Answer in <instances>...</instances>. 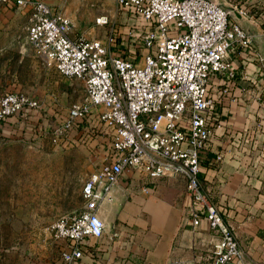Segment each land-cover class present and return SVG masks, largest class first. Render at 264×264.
I'll use <instances>...</instances> for the list:
<instances>
[{
    "label": "built area",
    "instance_id": "built-area-1",
    "mask_svg": "<svg viewBox=\"0 0 264 264\" xmlns=\"http://www.w3.org/2000/svg\"><path fill=\"white\" fill-rule=\"evenodd\" d=\"M115 2L132 19L128 48L116 44L117 25L106 15L95 18L108 27L105 38L75 36L64 9L44 0H0V8H29L27 41L36 56L82 81L83 96L69 106L58 130L84 124L82 138L106 145V161L83 182V210L51 226V238L63 242L57 264H82L87 241L105 233L100 208L126 174L137 175L145 192L160 179L182 177L191 227L205 223L217 237L207 254L167 264H248L225 209L201 180V155L217 117L210 80L220 74L235 79L229 50L235 43L251 47L250 36L231 19L234 13L250 18L245 0H228L229 7L220 0ZM38 108L37 98L7 91L0 98V127Z\"/></svg>",
    "mask_w": 264,
    "mask_h": 264
},
{
    "label": "crops",
    "instance_id": "crops-1",
    "mask_svg": "<svg viewBox=\"0 0 264 264\" xmlns=\"http://www.w3.org/2000/svg\"><path fill=\"white\" fill-rule=\"evenodd\" d=\"M44 1L55 10L70 12L73 35L85 33L88 37L105 38L108 27L95 24V18L106 15L117 25L119 48L131 45L128 32L132 29V19L121 10L117 20L112 11L105 13L104 7L91 11L87 3L76 0ZM220 3L229 7L228 0ZM244 4L250 18L234 13L231 19L250 36L251 47L243 48L235 43L230 48L235 79L220 74L210 80L208 89L215 101L217 117L210 147L201 155V180L211 200L225 209L247 263L264 264L259 261L258 250L253 248L262 237L258 229L264 228V219H260L264 211V0H245ZM11 6L7 4L0 9V29L27 40L30 10H8ZM17 47L31 48L28 41L19 42ZM218 155L221 158L217 160ZM129 175H125L129 181L123 176L104 202L117 208L113 218L117 220V228H122L124 223L131 227L135 222L141 227L142 240L149 244L144 264H167L172 259L205 255L212 249L217 240L213 231L205 223L193 229L179 206L178 199L185 189L182 177L150 185L145 192L138 176Z\"/></svg>",
    "mask_w": 264,
    "mask_h": 264
},
{
    "label": "rangeland",
    "instance_id": "rangeland-1",
    "mask_svg": "<svg viewBox=\"0 0 264 264\" xmlns=\"http://www.w3.org/2000/svg\"><path fill=\"white\" fill-rule=\"evenodd\" d=\"M76 1L87 3L91 11L104 7L105 13L112 11L113 18L120 19L115 0ZM3 30L0 98L7 91L25 93L37 98L40 108L0 127V264H57L63 242L51 238V226L83 210V182L106 161V145L98 138H82L84 124L69 132L58 130L69 106L83 96L82 81L60 75L31 48L17 47L26 39ZM174 177L160 179L157 185ZM184 196L185 189L178 203L187 215ZM105 202V233L87 241L82 264H144L149 244L142 240L141 227L135 222L117 228L113 218L118 210ZM258 230L262 237L253 248L264 262V228Z\"/></svg>",
    "mask_w": 264,
    "mask_h": 264
}]
</instances>
